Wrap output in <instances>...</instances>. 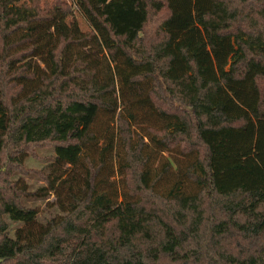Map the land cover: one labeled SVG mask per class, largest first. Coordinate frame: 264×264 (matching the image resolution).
I'll return each mask as SVG.
<instances>
[{
    "label": "trees",
    "instance_id": "obj_1",
    "mask_svg": "<svg viewBox=\"0 0 264 264\" xmlns=\"http://www.w3.org/2000/svg\"><path fill=\"white\" fill-rule=\"evenodd\" d=\"M96 8L107 46L76 22L53 33L62 0H0L1 264H264V0ZM137 111L158 123L137 131ZM37 147L80 179L43 224L22 200L62 176L14 180ZM166 152L192 160L161 191L174 161L151 164Z\"/></svg>",
    "mask_w": 264,
    "mask_h": 264
},
{
    "label": "rangeland",
    "instance_id": "obj_2",
    "mask_svg": "<svg viewBox=\"0 0 264 264\" xmlns=\"http://www.w3.org/2000/svg\"><path fill=\"white\" fill-rule=\"evenodd\" d=\"M23 2H30V0H22ZM51 2L52 0H42V2ZM68 3L71 6V12L64 16L54 27L53 33L56 36L66 35L69 32L70 26L73 22L78 24V27L81 31L87 32L93 30L97 32L101 39L104 40L105 45L109 43L107 37L105 36L102 29L99 27L98 21L92 12L98 10L96 8L98 0H62ZM116 1V0H111ZM144 5L141 4V7ZM137 120L133 123L134 128L139 132H144L146 126L158 123L156 117L150 115V111L145 116V113L136 112ZM253 115H255L253 113ZM104 129V124L102 121H99L96 125V130L99 134L102 133ZM102 147V142L98 144L97 147H94L91 152L94 158L98 157L99 149ZM30 157L25 163V168L32 170L31 174L20 175L16 174L14 180H20L26 183L29 186L31 191H36L42 188H48L47 182L40 177L36 171H44L46 174H51L52 179H56L60 176V180L57 181L56 187L58 188V193H51L48 196V199L45 200H36V199H23L22 203L28 208H35L39 211L38 223L43 224L47 220L56 219L63 215L61 206L68 205L70 201V194L75 192V189L78 188V183H80L79 176L74 167L69 165L56 166L55 162V153L52 148L42 147L35 148L30 152ZM122 156V155H121ZM174 161L173 168L170 170L173 174L170 181L166 179L158 185L159 190H164L168 183L173 182L176 179H182L181 175L184 170L187 168L188 164L192 159L183 158L178 156L175 153L166 152L163 154H158V159L154 161L151 165L153 174H158L166 161ZM116 171L120 169V162L117 160L114 164ZM114 180L119 181L120 178L115 177ZM188 181H184L181 189L185 191H191L193 188L189 185ZM13 230L20 227L19 224L11 223Z\"/></svg>",
    "mask_w": 264,
    "mask_h": 264
},
{
    "label": "water",
    "instance_id": "obj_3",
    "mask_svg": "<svg viewBox=\"0 0 264 264\" xmlns=\"http://www.w3.org/2000/svg\"><path fill=\"white\" fill-rule=\"evenodd\" d=\"M0 175H1V171H0ZM3 262V260L2 259H0V264Z\"/></svg>",
    "mask_w": 264,
    "mask_h": 264
}]
</instances>
